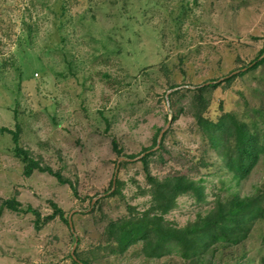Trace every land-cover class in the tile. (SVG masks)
<instances>
[{"label":"rangeland","instance_id":"374dc122","mask_svg":"<svg viewBox=\"0 0 264 264\" xmlns=\"http://www.w3.org/2000/svg\"><path fill=\"white\" fill-rule=\"evenodd\" d=\"M263 44L264 0H0V127L18 125L21 147L76 191L48 173L23 176L11 136L0 132V264H72L73 247L89 264H264V157L236 181L195 126L188 93L173 96L184 109L175 121L166 100L245 71ZM256 89L264 92V68L216 88L209 116L221 106L264 123ZM169 119L163 151L145 169L141 158L158 149L143 150ZM117 164L120 194L110 196ZM174 173L198 182L205 201L177 197L163 216L170 226L185 227L233 195L261 196L263 216L240 244L198 259L176 251L148 258L142 242L113 253L108 223L150 208L147 175ZM12 198L41 218L55 203L67 220L72 213L73 232L59 217L37 229L34 214L2 206Z\"/></svg>","mask_w":264,"mask_h":264},{"label":"trees","instance_id":"16d2710c","mask_svg":"<svg viewBox=\"0 0 264 264\" xmlns=\"http://www.w3.org/2000/svg\"><path fill=\"white\" fill-rule=\"evenodd\" d=\"M26 27L30 28L31 26L28 24ZM263 53L264 44L259 54L244 68L245 71L225 79L222 83L229 86L237 77L264 68ZM222 83L204 86L202 84L193 89L182 90L183 92L174 91L167 95V102L172 121H175L178 114L184 109L182 106H177L173 96L178 93H188V112L191 113L195 126L206 141L207 147L217 154L224 169L232 172L233 179L240 181L246 179L264 157V123L247 118V120L241 119L236 114L225 112L221 106L219 107L220 113L215 118L210 117L211 94ZM177 87L179 86H172L170 89ZM255 91L264 97V92L257 89ZM0 132L8 133L11 136L12 153L23 164V176L30 177L35 171L48 173L55 177L60 184L68 183L76 194L75 188L60 173L42 166L28 150L21 147V129L18 125L14 130L0 127ZM165 134H163L158 150L141 158L145 169L147 168V159L157 152L163 151ZM157 137L158 133L151 148H145L143 152L156 146ZM112 149L117 156L121 155L122 151L118 149L114 141ZM134 157L133 155L128 156V158ZM146 179L149 185L150 208L139 214L135 213L134 209H130L134 212L132 215L118 221H110L107 225V236L113 243L114 250H112L115 254H123L131 246L142 242V252L148 258H160L176 251L185 260L198 259L215 246L240 244L248 238L253 225L263 216V198L261 196L239 198L237 195H233L227 201H216L210 212L205 216L199 215L193 223L182 228L173 227L165 222L163 216L175 206L176 198L190 194L197 202L205 201L203 187L182 173H174L163 179L147 175ZM119 184L121 183L117 181L116 190H113L110 196L120 194ZM2 206L11 211L34 214L37 229L40 224L45 225L56 217L68 225L64 211L53 202L50 203L52 213L43 218L31 207L23 209L15 198L3 201ZM73 255L74 259L70 257L72 264H89L76 256V253Z\"/></svg>","mask_w":264,"mask_h":264},{"label":"water","instance_id":"95a60500","mask_svg":"<svg viewBox=\"0 0 264 264\" xmlns=\"http://www.w3.org/2000/svg\"><path fill=\"white\" fill-rule=\"evenodd\" d=\"M263 56H264V53H263L262 57H263ZM242 70H244V69H242ZM237 72H238V71H237ZM237 72H232V73L229 74L226 78H222V79H219V80H217V81L206 82V83L203 84L202 86H204V85H209V84L219 83V82H221V81H223V80H225V79H227V78L233 76V75L236 74ZM166 100H167V96H166ZM170 123H171V119L168 120V123H167L166 127H165L163 130L160 131V133H159V135H158V137H157L156 146L152 149V151H154V150H156V149L159 148V145H160V143H161V140H162L163 134H164L165 131L168 129ZM137 159H138V158H137ZM122 160H125V159H124V158H120V159L118 160V164H119ZM126 161H130V160L127 159ZM118 164H117L116 171H115L114 178H113V182H112V184H113V185H112V190L114 189V184H115V180H116V174H117ZM71 217H72V213H70V214L68 215V225H69L70 230L73 232V225H72V222H71ZM76 241H77V240H76ZM74 249H75V247H73V249H72V252H71V255H72V256H73V253H74V252H73Z\"/></svg>","mask_w":264,"mask_h":264}]
</instances>
